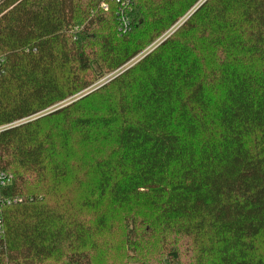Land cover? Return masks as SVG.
I'll list each match as a JSON object with an SVG mask.
<instances>
[{"label":"trees","instance_id":"obj_1","mask_svg":"<svg viewBox=\"0 0 264 264\" xmlns=\"http://www.w3.org/2000/svg\"><path fill=\"white\" fill-rule=\"evenodd\" d=\"M0 174V264H264V0H0Z\"/></svg>","mask_w":264,"mask_h":264},{"label":"rangeland","instance_id":"obj_2","mask_svg":"<svg viewBox=\"0 0 264 264\" xmlns=\"http://www.w3.org/2000/svg\"><path fill=\"white\" fill-rule=\"evenodd\" d=\"M89 91V90H88ZM85 92H87V90L86 91H83V92H81V94H83V93H85ZM62 104V103H61ZM59 105V104H58ZM114 230L116 231V233H115V236H119V232H121V230H123V223H122V221H116L115 222V224H114ZM112 257V261L114 262H118V258H119V256H120V252H119V250H114L111 254H110ZM129 255V254H128Z\"/></svg>","mask_w":264,"mask_h":264},{"label":"built area","instance_id":"obj_3","mask_svg":"<svg viewBox=\"0 0 264 264\" xmlns=\"http://www.w3.org/2000/svg\"><path fill=\"white\" fill-rule=\"evenodd\" d=\"M8 178L9 177H7L6 175L0 174V187L5 185ZM3 239H4L3 222L2 219L0 218V251L4 248Z\"/></svg>","mask_w":264,"mask_h":264},{"label":"water","instance_id":"obj_4","mask_svg":"<svg viewBox=\"0 0 264 264\" xmlns=\"http://www.w3.org/2000/svg\"><path fill=\"white\" fill-rule=\"evenodd\" d=\"M87 92H88V91H87ZM87 92H85V93L81 94V96H82V95H84V94H86ZM79 97H80V96H79ZM69 102H70V101H69ZM69 102H67V103H69Z\"/></svg>","mask_w":264,"mask_h":264}]
</instances>
